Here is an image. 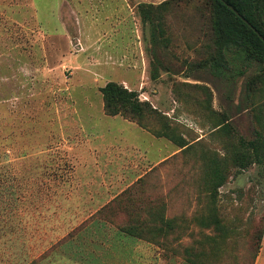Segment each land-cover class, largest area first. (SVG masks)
I'll return each mask as SVG.
<instances>
[{
  "label": "rangeland",
  "instance_id": "1",
  "mask_svg": "<svg viewBox=\"0 0 264 264\" xmlns=\"http://www.w3.org/2000/svg\"><path fill=\"white\" fill-rule=\"evenodd\" d=\"M215 6L0 0V264H191L124 230L160 217L176 219L168 249L220 241L222 263L244 264L259 235L264 264V166L233 160L242 138H264V54L217 41ZM108 81L156 109L145 127L105 113ZM112 117L143 134L127 139ZM211 213L230 238L200 224Z\"/></svg>",
  "mask_w": 264,
  "mask_h": 264
},
{
  "label": "trees",
  "instance_id": "2",
  "mask_svg": "<svg viewBox=\"0 0 264 264\" xmlns=\"http://www.w3.org/2000/svg\"><path fill=\"white\" fill-rule=\"evenodd\" d=\"M231 4L244 18H246L263 36H264V19L262 18L264 0H224ZM223 0H214L216 6L212 16V29L217 41H223L224 45L234 43L242 49L251 50L259 55L264 54V41L259 35L245 23L231 8H229ZM166 2L161 3L163 6ZM264 16V15H263ZM100 91L103 96L104 111L108 115H123L131 120H134L142 127L146 126L144 118L152 112H157L155 108L151 107L149 101H142L139 98L137 91L131 90L124 84L116 81H108L101 88ZM157 136H166L176 142L178 145L184 147L187 145L185 139L176 136L170 130L154 131ZM263 138V137H262ZM258 136L255 140L241 139L240 151L234 154L233 160L237 167L246 169L252 164L264 166V138ZM226 181V175L222 168L215 167L211 171L210 178V194L214 203L217 201L218 188ZM160 225L158 227H150L144 229L142 224H134L126 227L124 230L131 235L138 237H147L155 240L159 247L163 245L165 252L178 253L191 264H224L221 262L222 258V244L216 241L212 250L206 253L204 246L201 243L199 249L194 246L185 245L182 250L177 248L164 247V241L167 237L174 233L176 226V219L160 217ZM200 224L204 227H212L215 231L224 235L225 238L231 236L226 235L222 220L216 213H211L200 220ZM178 228V227H177ZM180 228V226H179ZM215 238V236H214ZM254 248L250 259L244 264H254L259 251V244L261 236L256 235ZM229 264V263H226ZM239 264V263H235Z\"/></svg>",
  "mask_w": 264,
  "mask_h": 264
},
{
  "label": "crops",
  "instance_id": "3",
  "mask_svg": "<svg viewBox=\"0 0 264 264\" xmlns=\"http://www.w3.org/2000/svg\"><path fill=\"white\" fill-rule=\"evenodd\" d=\"M109 123L112 124L113 127H117V126L122 125V124L125 125L128 128V131H129L127 133V139H129V140L136 141L138 139V135L143 134L142 131H139L137 129V127H135L133 125H128L127 122L122 121V120H120L117 117H112L110 119V122ZM116 124H119V125L116 126ZM101 143L104 145V147H102L103 148V152L104 153L105 152H109V151H107L109 148L106 147L104 141L101 142ZM86 159H87L88 162H87V167L85 168V170L90 171V170L93 169V164L95 162L92 161V158H91V156L89 154L86 157ZM83 164H86V162H84ZM59 264H78V263H76V261H74V260H63Z\"/></svg>",
  "mask_w": 264,
  "mask_h": 264
},
{
  "label": "water",
  "instance_id": "4",
  "mask_svg": "<svg viewBox=\"0 0 264 264\" xmlns=\"http://www.w3.org/2000/svg\"><path fill=\"white\" fill-rule=\"evenodd\" d=\"M224 1V0H223ZM225 2V1H224ZM226 5L231 8L245 23L252 27V29L259 35V37L264 41V36L246 19L244 18L231 4L225 2Z\"/></svg>",
  "mask_w": 264,
  "mask_h": 264
}]
</instances>
